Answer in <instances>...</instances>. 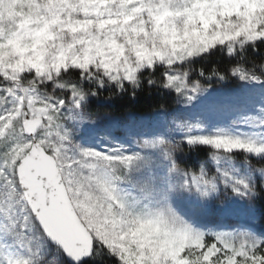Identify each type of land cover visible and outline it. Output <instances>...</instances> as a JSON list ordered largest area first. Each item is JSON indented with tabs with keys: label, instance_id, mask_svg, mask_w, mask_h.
I'll return each instance as SVG.
<instances>
[{
	"label": "snow or ice",
	"instance_id": "snow-or-ice-1",
	"mask_svg": "<svg viewBox=\"0 0 264 264\" xmlns=\"http://www.w3.org/2000/svg\"><path fill=\"white\" fill-rule=\"evenodd\" d=\"M260 198L264 0H0V264H264Z\"/></svg>",
	"mask_w": 264,
	"mask_h": 264
},
{
	"label": "trees",
	"instance_id": "trees-1",
	"mask_svg": "<svg viewBox=\"0 0 264 264\" xmlns=\"http://www.w3.org/2000/svg\"><path fill=\"white\" fill-rule=\"evenodd\" d=\"M160 97H157L155 94H143L136 101L129 102L128 100H121L115 104H105L102 101H93L92 108L99 111L105 110H116V111H131L133 113H148L160 100ZM199 155H204L203 150H200ZM197 153H193V158ZM256 210L258 212V223L264 228V198H260L256 201ZM90 264H113L112 258L107 255L102 254L98 260H93Z\"/></svg>",
	"mask_w": 264,
	"mask_h": 264
},
{
	"label": "rangeland",
	"instance_id": "rangeland-1",
	"mask_svg": "<svg viewBox=\"0 0 264 264\" xmlns=\"http://www.w3.org/2000/svg\"><path fill=\"white\" fill-rule=\"evenodd\" d=\"M104 141L101 140L100 144H103ZM187 210V205H182ZM257 221L256 226L259 231H264L258 223V212L255 208ZM246 213L247 209L245 207V203L243 201L237 199L228 200L224 206L220 207L216 204H212L207 209L206 214L201 215V219L211 222H223L226 225H234L236 223L245 222L246 221ZM48 260L51 262L53 260V254L51 252L48 253ZM59 264H66L63 257L59 258Z\"/></svg>",
	"mask_w": 264,
	"mask_h": 264
},
{
	"label": "water",
	"instance_id": "water-1",
	"mask_svg": "<svg viewBox=\"0 0 264 264\" xmlns=\"http://www.w3.org/2000/svg\"><path fill=\"white\" fill-rule=\"evenodd\" d=\"M63 259H64V261H65L66 264H69V262L67 261L66 258L63 257Z\"/></svg>",
	"mask_w": 264,
	"mask_h": 264
}]
</instances>
